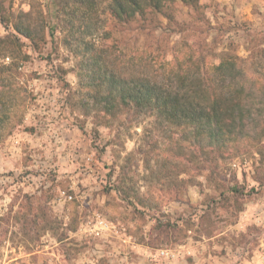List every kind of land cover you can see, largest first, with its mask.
<instances>
[{
	"label": "rangeland",
	"instance_id": "1",
	"mask_svg": "<svg viewBox=\"0 0 264 264\" xmlns=\"http://www.w3.org/2000/svg\"><path fill=\"white\" fill-rule=\"evenodd\" d=\"M106 4L86 38L100 46L160 50L167 61L191 49L204 66L230 58L264 80V0L178 2L167 15L148 14L145 30L138 19L116 23ZM21 12L41 28L40 42L13 29ZM60 27L54 0H0V38L20 41L0 54V64L14 65L18 104L0 137V264H264V133L259 147L221 158L211 171L196 163L159 178L161 167L155 174L145 165L155 166L148 142L160 140L158 120L84 114L79 57ZM120 176L135 184L128 199L117 191ZM96 214L124 233L77 234ZM158 224L168 233L159 235ZM161 249L170 256H155Z\"/></svg>",
	"mask_w": 264,
	"mask_h": 264
},
{
	"label": "trees",
	"instance_id": "2",
	"mask_svg": "<svg viewBox=\"0 0 264 264\" xmlns=\"http://www.w3.org/2000/svg\"><path fill=\"white\" fill-rule=\"evenodd\" d=\"M103 1L116 23L138 19L141 30L147 28L148 14L167 15L165 10L178 2L198 6V0H74L73 4L54 0L57 21L64 31L63 43L74 44L79 57L75 70L82 78L79 106L84 114L117 117L123 113L158 120L160 140L152 136L148 142L155 166L148 163L150 160L145 165L155 174L153 169L161 167L159 178L174 170L178 174L188 171L196 163L211 171L219 159L259 147L264 133V80L247 75L230 58L204 66L201 56L191 49L175 51L167 61L158 49L157 55L151 56L143 47L126 53L100 46L86 38L99 27ZM32 23L29 12H21L12 27L38 43L35 39L42 30ZM106 35H112V30ZM17 45L19 39L9 33L0 38V54L6 55ZM13 66L0 64V137L15 124L18 104ZM174 127L180 130L178 136ZM118 179L116 187L122 198L135 195V184H129L133 183L131 176ZM137 201L142 203L139 197ZM156 229L159 235L168 233L166 224H158Z\"/></svg>",
	"mask_w": 264,
	"mask_h": 264
},
{
	"label": "built area",
	"instance_id": "3",
	"mask_svg": "<svg viewBox=\"0 0 264 264\" xmlns=\"http://www.w3.org/2000/svg\"><path fill=\"white\" fill-rule=\"evenodd\" d=\"M62 199L71 200L72 195L63 196ZM122 226L123 225L118 226V224L115 225L96 214L86 219L83 224L79 225L76 233H79L80 235L102 238L105 233L110 231L112 232L113 230L122 231V233H124L123 231H125V229L122 228ZM155 256H159L160 258H168L170 256V252L165 249H161L155 254Z\"/></svg>",
	"mask_w": 264,
	"mask_h": 264
},
{
	"label": "crops",
	"instance_id": "4",
	"mask_svg": "<svg viewBox=\"0 0 264 264\" xmlns=\"http://www.w3.org/2000/svg\"><path fill=\"white\" fill-rule=\"evenodd\" d=\"M107 255H109V254H107ZM38 263L40 264V262H37V264H38ZM31 264H36V263H35V262H32Z\"/></svg>",
	"mask_w": 264,
	"mask_h": 264
}]
</instances>
